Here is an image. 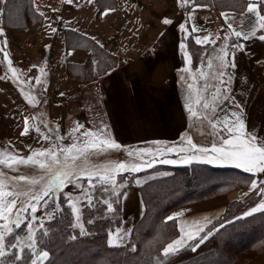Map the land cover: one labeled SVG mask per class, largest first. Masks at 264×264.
<instances>
[{
	"label": "crops",
	"instance_id": "crops-1",
	"mask_svg": "<svg viewBox=\"0 0 264 264\" xmlns=\"http://www.w3.org/2000/svg\"><path fill=\"white\" fill-rule=\"evenodd\" d=\"M75 1L68 4L66 0H36L34 6L32 0L37 16L26 27L6 25L4 14H0V27L4 29V35L0 36V48L8 53V59L12 61L9 66L3 52H0V77L6 76L0 79V157L3 154L27 157L35 150L47 148L48 141H54L56 146H61L59 149L66 148L70 145V132L77 122L83 124L85 129L90 128L95 116L91 110L94 103L101 107L100 114L105 118L112 138L123 146L160 141L179 149L184 147L182 138L186 139L187 136H191L199 145L209 146L213 137L207 135L210 131L207 121L197 126L189 120V113L184 107L187 95L185 80L191 82V79L188 73L181 71L186 66L182 53L189 51L193 70L208 72L207 83L215 85L217 81L211 78L212 70L201 61H206L210 56L214 57L225 43L229 48L232 43L244 45V50L235 54L236 67L228 69L232 74L228 85L229 95L234 96L242 105L247 127L264 135V41L258 39L264 31L258 32L256 38L247 41L237 39L234 35L229 36L231 30L227 29V23L232 21L226 22L221 16L223 12L238 20L241 11H219L202 4L183 10L177 0H115L114 5L103 9H100L95 0L92 3L89 0L77 3ZM109 8L114 11L102 15ZM39 12L44 15L41 16ZM188 13L192 14L190 20L187 18ZM164 18L170 19L172 23L165 25L162 23ZM181 23H186L189 32L192 25H195L200 30L195 35L201 38L211 34L210 39H215L216 43L201 47L191 37L184 40L186 34L179 28ZM53 27L57 29L55 33L52 32ZM67 30L83 34L124 63L82 85L75 77L69 76L68 67L75 70V66L86 64L90 52L83 47L70 46ZM225 37L229 38L226 40ZM4 40L7 41L6 46ZM182 40L187 45L185 50L180 49ZM46 45L50 47H45ZM69 52L73 54L68 55ZM10 67L18 70L15 78ZM41 68L44 69L43 73ZM181 76L185 80H181ZM37 77L41 80L39 84L36 83ZM224 79L227 80L228 77L225 76ZM19 81L25 83L21 84ZM204 83L203 78L198 79L197 88ZM212 91L214 89L209 88L204 95L210 99L209 93ZM61 93L64 95L61 96ZM26 95L35 98L32 105L28 104ZM76 97L80 100L73 102L72 99ZM196 98L197 93L194 91V108ZM36 100L39 101L38 104ZM221 107L227 110L232 105L230 101H225ZM216 113L218 116L224 115L220 108L216 109ZM25 116L36 117L35 124L40 127L41 133L51 138L42 139L39 133L31 130V119L30 134L22 136ZM42 120L47 121L53 129L51 133L41 123ZM76 136H80V133H76ZM160 145L166 149L163 144ZM193 156L196 158L191 162H202L204 159L198 152L185 150L168 153L162 160L176 161L164 163L166 165H182L189 164L184 160ZM211 165L235 168L216 163ZM246 174L244 185L218 194L220 196L194 201L172 210L169 216L174 217L179 229L178 236L173 240L182 236V228L185 231H199L195 238L197 240L223 216L231 203H246L255 198L239 216L249 217L244 215L245 211L250 210L264 197L250 191L252 177L249 173ZM171 175L172 170L166 168L137 175L135 184L126 190L123 203L124 212L129 213L128 220L110 231L112 233L120 229L121 235L127 232L120 246L129 239L130 225L143 215L140 186ZM259 179H264V176ZM84 184L85 180L78 179L69 183L66 188L78 192ZM42 207L48 209L49 205ZM259 213L261 212L253 215ZM218 228L219 226L212 229L211 235L195 251L192 247L184 250L195 240L188 241L176 253L171 264H181L216 249L215 232ZM252 264H264V253Z\"/></svg>",
	"mask_w": 264,
	"mask_h": 264
},
{
	"label": "snow or ice",
	"instance_id": "snow-or-ice-1",
	"mask_svg": "<svg viewBox=\"0 0 264 264\" xmlns=\"http://www.w3.org/2000/svg\"><path fill=\"white\" fill-rule=\"evenodd\" d=\"M68 4H72L74 0H66ZM93 0H89L92 3ZM181 6H187L190 3L200 6V0H177ZM9 0H0V14H4L6 6ZM35 6L36 0H33ZM207 7V5H204ZM36 10L39 11V7L36 6ZM264 0H244L242 5L241 16L237 18L229 16L226 13H221L225 21H232L227 23V29L231 30L229 36L234 35L237 39L242 38L244 41L250 38H256L258 32L264 31ZM55 11V9H54ZM114 9H106L102 12V15H108ZM41 16L43 12H39ZM192 14L188 13V19H191ZM162 23L169 25L172 21L168 18H164ZM234 23L236 27H234ZM179 28L186 34L184 40L191 37L196 45L201 47L216 43L215 39H210L211 34L201 38L199 35H195L200 30L192 25L191 32H189L186 23H181ZM56 28H52V32L55 33ZM4 35V29L0 27V36ZM219 37H217L218 39ZM229 37H225L227 40ZM92 39H95L94 37ZM260 41H264V34L258 36ZM6 46L7 41H3ZM97 43H99L97 41ZM50 47V46H45ZM180 49H187L186 43L182 40L180 43ZM244 45L239 43H232L231 47L225 43L221 45L217 54L213 57L210 56L206 61H201L211 71V78L216 80L215 85L207 83L209 77L208 72L194 71L191 67L192 56L189 51H183L185 57V67L181 69L182 72L188 73L191 82L185 80L184 76H181V80H185L187 95L185 97L186 103L184 105L185 110L189 113V120L199 126L204 121H207L210 131L207 135L213 137L209 146H202L194 142L191 136H187L186 139L182 138L184 147L177 149L175 146H170L165 142L154 141L152 144H163L168 153L183 152L185 150H191L200 153L204 159L202 162L213 164L216 163L220 166H233L237 169H241L251 175L250 191L257 192L258 195L264 197V179H259L260 176H264V135L256 129L250 130L247 127L244 119V111L242 105L235 100L234 96H230V88L228 85L232 80V74L228 69H234L235 54L237 51H243ZM216 51V49H213ZM0 52H3L5 59L8 60L9 66L12 61L8 59V53L4 52L3 48H0ZM69 52L68 55H72ZM95 63V62H94ZM13 78L16 77L17 69L11 68ZM40 71L43 73L44 69ZM228 79L225 80L224 77ZM5 77H0L4 79ZM200 78L205 80V83L197 88L196 81ZM24 84L25 81H19ZM30 82V81H29ZM36 83H41L39 77L36 78ZM223 86V87H221ZM209 88H213L214 91L209 93L210 99L204 95ZM46 90V89H45ZM197 93L195 99V105L193 106V94ZM61 96L64 93L60 94ZM26 99L29 105L33 104L34 97L26 95ZM225 101H230L232 107L224 109L221 105ZM37 104L38 100L35 101ZM220 108V111L224 113L223 116H218L216 109ZM32 120L31 130L39 133L42 139L48 140L51 137L41 133L40 127L35 124L36 117H24V128L21 135L30 134L29 120ZM45 128H48L49 133L53 131L49 127L47 121H41ZM58 128V126H57ZM81 129L84 131L81 132ZM76 133H80V136H76ZM70 135L74 140L80 139V137L86 138L81 145L73 143L66 148L56 149L53 145L52 148L35 150L27 157L6 155L0 157V166L8 169H18L21 166L32 167L39 169L43 172L38 177H28L26 175L8 177L7 174L0 170V264H17L18 261L25 259L24 253H29L28 264H45V261L50 260V252L46 249V245L43 244L45 237L50 235L51 229L46 227V221L55 219V216L63 211V208L57 202L56 194L66 187V184L71 183L72 179L77 176L85 180L88 184V188L93 191L99 187L104 193L110 195H119L116 192L117 187H123V184L117 180L118 176H122L126 172H139L143 167H152L153 161L139 160L137 162L136 157L147 155H154L153 148L144 147L137 148L127 152L129 159L124 161L108 160L106 163H94L91 158L104 157L108 153L120 150L122 145L119 144L111 133L107 131V125H103L95 130L85 129V126L77 122L76 126L71 130ZM62 139V137H60ZM160 149H156L159 152ZM196 157L186 158L185 163H190L192 159ZM162 163H175L174 160H162ZM9 181L12 182L13 187L9 188ZM99 181V184H97ZM17 182H24L27 185V190L17 186ZM139 183V181H137ZM245 195H248L245 193ZM49 200L55 204V207L51 211L46 212L43 217L37 216L41 206H47ZM86 200L89 207L94 206L93 195L81 185V195L73 199L71 194L67 195V203L74 217V222H70V227H79L81 229L80 234L85 235L86 229L82 223L83 210L81 201ZM107 206L108 211H113L112 202L108 199L102 201ZM257 212H264V199H262L250 210L245 211V216H251ZM168 220H173L174 217L169 216ZM25 220L28 221L27 233L24 236L16 234L15 230L20 229ZM87 223H92L88 220ZM202 231V229H200ZM122 230L117 229L115 232L110 233L108 244L113 247H119L123 242L127 232L121 235ZM182 236L168 243L163 248V256L174 255L182 250L188 241L195 240L199 231L193 232L191 230L185 231L181 229ZM211 235V231L207 235L202 236L198 243L192 246V250L195 251L200 244L207 239V236ZM75 239L76 237H71ZM26 241V243H25ZM17 249L13 254L9 250ZM158 264H164L163 258L158 261Z\"/></svg>",
	"mask_w": 264,
	"mask_h": 264
},
{
	"label": "trees",
	"instance_id": "trees-1",
	"mask_svg": "<svg viewBox=\"0 0 264 264\" xmlns=\"http://www.w3.org/2000/svg\"><path fill=\"white\" fill-rule=\"evenodd\" d=\"M79 1L82 0L75 2ZM95 1L100 9L115 4V0ZM243 2L244 0H200V4L214 7L219 11H242ZM193 5L195 4L180 6L181 9L188 10ZM36 14L32 0H9L4 13V22L6 25L26 27L36 19ZM66 35L70 46L83 47L90 52L86 64L75 66V70L68 67L69 76L75 77L81 84L102 76L124 63L122 59L108 54L102 46L92 42L83 34L67 30ZM134 145L138 146L139 143ZM128 149H130L129 146L122 145L117 152L125 153L130 151ZM1 169L6 173L5 168L0 166ZM168 169L174 171L173 175L153 180L142 187L146 213L141 222L135 225L130 241L119 247L108 245L107 234L110 229L120 223L121 219L117 217L111 220L107 216V206L102 203L101 196L94 197V206L89 207L86 204L83 211L87 234L81 235L77 227L69 226L70 222H74L73 215L64 197L60 196L63 191H60L59 195L56 194L63 211L58 213L55 219L46 221V227H49L51 232L43 240V244L46 245L45 250L50 252V260L45 264H94V261H96L95 264H158L161 258L164 264H169L176 254L164 257L163 248L179 233L176 220L167 219L170 212L188 203L237 188L244 185L247 180L245 172L235 168L213 166L205 162L173 165ZM147 170L149 169H143L135 175ZM78 179L80 178L77 176L72 181ZM133 183L134 180L126 187ZM122 193L123 190L119 192V195H114V199L121 201ZM254 200L255 198L246 203L239 202L238 206H233L234 202L231 203L223 216L202 234L205 236L219 226L215 232L216 249L181 264H236L240 253L255 249L257 254L262 253L264 251V212L246 218L239 217ZM88 220L92 223H87ZM26 222L16 233L25 227ZM21 232L23 233V230ZM248 234H253V238L242 244ZM73 236L76 238L72 239ZM200 238L191 242L184 250L191 249ZM10 250L13 254L17 251V249ZM24 256L25 259L18 261L17 264H28L29 253L25 251Z\"/></svg>",
	"mask_w": 264,
	"mask_h": 264
},
{
	"label": "rangeland",
	"instance_id": "rangeland-1",
	"mask_svg": "<svg viewBox=\"0 0 264 264\" xmlns=\"http://www.w3.org/2000/svg\"><path fill=\"white\" fill-rule=\"evenodd\" d=\"M72 101L73 102H76L77 100H75V101L72 100ZM91 110L94 111L95 116H94L93 120L91 121L92 124L90 125V128L89 129L95 130V129L101 127L102 124H103V125H107V131H109V127H108L107 122L105 121V118L100 114V112H102L101 107L97 103H94V104H92ZM69 138L68 139L70 140V145L73 144V143H76L79 146L84 141L82 137H80V139H78V140H74L73 136H71ZM48 142L49 143H47V148H44V149L52 148V146L55 145L54 141L53 142L52 141H48ZM144 143L143 144L142 143L141 144L139 143L138 146H136L134 144L125 145V146H129L130 149H128V150H130V151H132L134 149H137V148H144V147H151V148H153L154 155H147V154H145L143 156L136 157V160L138 162H139L140 159L143 160V161H149V159H151L150 161H153V166L152 167H143L142 168V170L143 169H149V170H147L145 172H142V173H140L138 175H143V174H146V173H149V172H152V171H156V170H159V169H164V168L168 169L169 166H173V165H166V164H164V163L161 162L162 161V158L166 157V155L168 154V152L166 151V149H163L160 145H156V144L149 143L148 141H146ZM66 146L67 145H65V147ZM60 147L61 146H56L57 149H59ZM156 149H160V151L159 152H156ZM3 151H5V149H3ZM186 151H189V150H186ZM3 156H6V154H3ZM128 158L129 157L127 156V152L124 153V152L113 151V152L108 153L107 156H104V157H96V156H94V157L91 158V160L94 163H106L108 160L125 161ZM5 169H6V174H7V176L9 178L10 177H14V176H20V175H26L28 177H33V176L38 177L39 175H42L43 174V172L41 170L36 169V168H32V167H24V166H21L18 169H8V168H5ZM1 170L4 171L3 169H1ZM136 173H138V172H131V171H129V172L124 173L122 176H118L117 177L118 182L121 183V184H123V187H117L116 188V192H118V193L123 190V193L121 195V197H122V200L121 201L115 200L114 199V195H110L109 193L102 192L99 189V187H97V189L94 190V191L92 189H89L87 182L83 186V188L86 189V190H88L93 195V197H95V196H101L102 197V200L108 199L109 201L112 202L113 211L110 212V211L107 210V214H108L107 216H109L111 220L112 219L115 220L117 217H119L121 219V221H120V223L118 225H116L115 227H113L112 229H110L108 231V234H107V243H108V235H109L110 231L113 230V229H115V228H117V227H119L120 225H122L124 222H126L128 220L127 219V216H129V213L128 212H124L123 195H124V193L126 192V190L128 188L132 187L135 184V183H133L131 186L126 187L127 185H129V183L132 182V180H134L137 177V175H135ZM173 173H174V171L172 170V175H173ZM154 180H157V179H154ZM152 181L153 180L148 181L144 185L140 186L139 191H140V194H141V197H142L141 200H142V204H143V207H144L143 215L141 216V218L137 219L133 224L130 225V230H131L130 231V236H129V239L127 240V242L125 244H127L130 241V239L132 237V234H133V231H134L135 225L138 222H141V220L143 219V217H144V215L146 213V204H145V199H144L142 187L145 186L146 184L152 182ZM97 184H99V181H97ZM17 186L20 187V188H22L23 190H27V185L24 182H17ZM11 187H13V185H12V182L9 181V188H11ZM124 187H126V188L124 189ZM62 191H61L62 193L60 194V196L62 195L64 197V199L66 200V203H67V195L68 194H71L72 197H73V199H75V197L81 195V190L78 191V192H72V191H70V190H68L67 188L64 187ZM96 191H98V192L96 194H94ZM57 194L59 195V192H57ZM217 196H220V195H215V196H212L210 198H214V197H217ZM56 199H57V202L59 203L60 202V199H58V196H56ZM238 203L239 202H234L233 206H238L239 205ZM86 204H88L86 200H82L81 201L82 210H84ZM48 205H49V208L48 209H44L43 207L42 208L40 207L39 208V211L36 213V215L43 217L46 212L51 211L52 208L55 207V204H53L51 200H49V204ZM47 206H45V207H47ZM25 221H27V220H25ZM73 221H74V217H73ZM0 223H2V222H0ZM27 223H28V221L25 223V227H23L16 234H18L20 236H24L27 233V227H26ZM82 223L84 224V228L86 229V232H87L86 220L84 218V211H83ZM177 227H178V224H177ZM77 228H78L79 231H81V229L79 227H77ZM17 230L18 229H16L15 232ZM22 230H23V233L21 232ZM178 231H179V229H178ZM252 236H254V235L253 234H250V235L248 234L247 237L242 242V244L246 243L249 239L253 238ZM172 240H170V241H172ZM169 242H167L164 247H166ZM25 243H26V241H25ZM231 243H233V242H231ZM255 250H251V251H248L246 253H240L239 256H238V259L236 261V264H252L256 260H258L262 256V254L264 253V251L262 253H260V254H257V252H255ZM10 252H12V251L10 250ZM173 259H174V257H173ZM97 260H99V259H97ZM171 261L169 262V264H171ZM95 263H96V261H94V264Z\"/></svg>",
	"mask_w": 264,
	"mask_h": 264
},
{
	"label": "built area",
	"instance_id": "built-area-1",
	"mask_svg": "<svg viewBox=\"0 0 264 264\" xmlns=\"http://www.w3.org/2000/svg\"><path fill=\"white\" fill-rule=\"evenodd\" d=\"M72 100H74V101H75V100H77V101H78V100H79V98H78V97H76V98H73Z\"/></svg>",
	"mask_w": 264,
	"mask_h": 264
}]
</instances>
